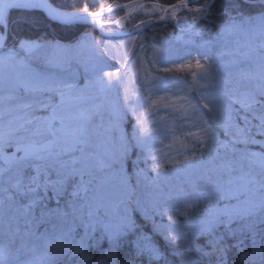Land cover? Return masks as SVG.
Returning a JSON list of instances; mask_svg holds the SVG:
<instances>
[{"label":"snow or ice","instance_id":"snow-or-ice-1","mask_svg":"<svg viewBox=\"0 0 264 264\" xmlns=\"http://www.w3.org/2000/svg\"><path fill=\"white\" fill-rule=\"evenodd\" d=\"M95 6L99 11L90 12L89 5H82V15L61 12L47 0H0V45H3L0 51L4 52L0 63L13 60L25 49L62 48L59 44H27L22 40L8 47L7 17L11 9L44 11L50 20L71 25L74 21L104 13L103 6ZM212 6L205 0L202 6L193 9L192 0H177L176 3L161 4L160 10L172 12V18H175L177 8L207 17ZM251 6L259 15L229 17L226 23L218 26L217 38L238 33L247 24L264 26V0H252ZM108 11L112 12V8ZM144 23L146 21L142 20L141 24ZM138 27L134 25V29ZM136 46L141 47L139 42ZM243 47L247 50L238 49L229 55L244 59L258 57L262 62L261 71L255 74L241 71L234 84L226 77L216 75L213 65H206L200 59L175 65L181 71L201 70L199 78L209 81L202 87L215 88L217 95L203 103L207 112L199 107L200 99L184 96L181 104L187 107L182 106L174 113L180 123L188 121L192 128L199 129L198 133L190 129L186 133L187 137H194L192 156H183V163L172 159V168L164 171H160L162 165L157 161L152 169L157 175L151 181L143 169L136 172L138 178L155 185L161 176H167L177 168H194L202 162L205 152L209 154L208 164L214 166L207 169L196 185L195 194L189 195L184 202L185 207L206 202L207 208L202 215L186 220L187 231L181 230L172 216H169L171 223L165 230L169 244L175 242L182 249L177 253L180 264H234L233 253L240 258L241 264H248L257 257L264 258V174L245 173L237 168L239 160L234 159L239 156L240 160H258L264 168V44L258 48L250 44ZM220 55L224 53L220 52ZM157 62L162 61L151 63ZM64 63L58 60L51 66L63 69ZM115 71L119 73L120 68L117 66ZM160 71L170 73L173 69L163 67ZM105 75L111 77L112 73ZM192 75L197 73L192 72ZM213 79L222 87L211 85ZM253 81L258 83L253 84ZM98 83L104 85L106 82L100 79ZM150 83L158 90H167L160 76ZM21 89L23 95L19 94ZM7 91L4 99L22 115L0 128V205L7 204L13 210L14 218L24 221L25 234H34L33 230L39 226L50 225V230L46 228L42 236L47 239L51 231L61 248L67 245V264H175L174 257L168 256L167 248L158 247L138 227L134 219L137 208H132V214L126 208L113 222L110 217L115 206L105 204L97 192L99 185L93 184L95 173L105 170L109 171L110 177H118L122 184L128 183L124 161L129 147L145 145L144 129L134 131L131 136L122 133L118 154L114 156L107 146V129L102 130V125L93 123L97 113L84 107L87 102L84 90L72 81L70 72L34 73L16 81ZM164 107L173 106L165 104ZM120 119L117 115L110 127L119 129ZM249 145L258 146L260 152L248 151ZM116 163L120 167L113 171ZM52 201L55 207L49 206ZM221 202H224L223 207ZM137 204L145 218H150L156 208L154 201H138ZM176 208L178 205L173 206V210ZM153 227L160 231L162 226L154 224ZM77 228L83 229L79 239L74 235ZM97 229L109 242L108 248L99 252L98 259L88 254V249L93 246L91 241L96 240V246H99V240L94 236ZM201 239L203 243L199 242ZM124 241L128 242L129 251L121 255ZM5 259L6 251L0 249V264H4Z\"/></svg>","mask_w":264,"mask_h":264},{"label":"rangeland","instance_id":"rangeland-1","mask_svg":"<svg viewBox=\"0 0 264 264\" xmlns=\"http://www.w3.org/2000/svg\"><path fill=\"white\" fill-rule=\"evenodd\" d=\"M160 1L152 0L142 6L121 10L100 19L88 20L97 25L99 31L88 25L84 27L90 28L99 36L91 30H86L70 43L50 40L51 38L48 37H41L37 41H24L27 44L45 42L49 45L59 44L62 48L32 49L31 51L25 49L13 60L0 63V128H4L16 117L22 115V112L15 109L12 103L4 99L8 94L9 86L34 73L70 72L72 81L84 90L83 95L87 98L84 107L97 113L93 117V123L102 125V130L107 129L105 132L107 146L114 156L118 154L122 133L131 136L134 131L144 129L145 145L129 147L128 156L124 161V172L129 177L126 185L122 184L118 177H110L108 170L95 173L96 179L93 184L99 185L98 195L103 198L105 204L115 206L110 218L115 222V217L123 214L126 208L129 214H132V208H137V213L134 215L137 223L153 234L164 235L171 223L169 216H172V219L181 226V230L187 231L188 229L184 226L186 220L195 219L203 214L207 208L206 202L189 207H185L184 202L189 195L195 194L196 185L207 169L214 166L208 164L210 157L205 152L202 162L196 167L177 168L170 171L167 176H161L155 185L136 176L137 170L143 169L145 176L151 181L157 175L156 171H152L157 161L162 165L160 171H164L172 168L170 163L172 159L183 163V156H192L194 137H187L186 133L189 129L193 133H198L199 129L192 128L188 121L180 123L179 117L174 113L182 106L187 107L186 104H181L184 96H195L200 99L199 107L203 112H207V109H203V103L210 102L217 95L215 88L202 87L209 84V81L199 78L201 70L184 69L181 71L176 69L175 65L200 59L206 65L212 64L216 75L224 76L234 84L241 71L253 74L260 72L262 62L255 56L244 59L238 55H229V53H236L238 49L246 51L247 49L243 46L247 44L257 48L264 44V26L257 23L247 24L242 31L218 39L220 24H213L210 27L206 24L198 26L197 24L206 17L179 8L175 11V18H172V12L160 10V5L164 4ZM242 1L252 5V0ZM204 2L205 0H192V8L200 7ZM207 2L212 4V0H207ZM125 3L126 1L116 0V3L114 1L113 6L110 7ZM13 10L17 9L10 11ZM130 14L131 16L126 18ZM234 15V13L228 14L225 21L227 22L229 17H235ZM257 15L259 12L250 16ZM194 16L197 18L194 19ZM142 20L153 24L162 23L164 28L169 26L168 32L170 33L167 32L160 38L150 36L152 31L150 34L144 32L148 26L146 23L128 32ZM172 27L176 29L175 32L171 31ZM204 34H208V38H202ZM137 42L141 45L139 49L136 46ZM220 52L224 55H220ZM3 55L4 52L0 51V56ZM58 60L65 62L63 69L51 66ZM153 60L162 62L153 64L151 63ZM233 60L236 62L230 63ZM117 66L120 68L119 73L115 71ZM163 67L172 68L173 71L164 73L160 71ZM109 72L112 73L111 77L105 75ZM192 72H196L197 75L193 76ZM156 76L163 78V85L167 86L166 91L163 88L158 90L152 86L150 82ZM100 79L106 83L99 84ZM210 83L222 87L215 79ZM252 83L256 84L258 81ZM19 94L23 95L22 89ZM165 104L173 107L166 109ZM117 115L121 118L119 129H113L110 123L116 121ZM238 147L242 148L243 145ZM248 151L260 152V148L256 145H249ZM178 152L180 155L177 154ZM153 157L156 158L155 161ZM234 159L239 160L237 168L242 169L243 172L256 176L264 174L260 161L240 160L239 156ZM119 167L120 164L116 163L113 171L118 170ZM138 201L155 202L156 208L150 218H145L139 211ZM52 203L51 207H55V202L52 201ZM223 203H220L221 207ZM174 205H178V208L173 210ZM37 215H39V210H37ZM140 224L138 227L141 229ZM154 224L162 226L161 230L156 231ZM23 225H25L24 221L14 218L13 210L7 204L0 205V235L9 237L13 234L14 238H19L17 242L9 244L0 237V249L6 251L4 262L10 260L9 264H11L20 258L23 263L19 264H40L44 258L40 255L43 250L54 253L61 248L51 231L47 239L42 236L46 228L50 230V225H41L34 229V232L39 231L36 237L32 234L26 235L27 229L24 230V228L27 227ZM9 228H14L15 231L10 233ZM78 231H83V229L77 228L76 233ZM96 232L101 234L99 229ZM13 245L17 248L16 250ZM24 247L28 249L24 251ZM62 249L67 250V245H64ZM26 254H29V257L24 260Z\"/></svg>","mask_w":264,"mask_h":264},{"label":"trees","instance_id":"trees-1","mask_svg":"<svg viewBox=\"0 0 264 264\" xmlns=\"http://www.w3.org/2000/svg\"><path fill=\"white\" fill-rule=\"evenodd\" d=\"M54 6L61 8L67 11H76L83 12L82 5H89V11H97L98 7L95 5L99 4L100 6H107L111 2L115 0H49ZM120 1V0H118ZM128 1V0H122ZM177 0H161L160 2L164 4L175 3ZM212 8L209 11L208 16L205 20L199 22L197 25L201 26L206 24L207 26H213V24H224L226 21V17L230 13H234L235 17L239 15L250 16L258 12L254 7L249 4H245L242 0H212ZM8 33L9 40L8 45H12L17 40L23 41H37L39 38L48 37L50 40H55L58 42H73L77 39L82 33L86 30H91L90 28L84 27L82 25L75 26H62L56 23H53L46 19L43 13L39 11L33 10H13L8 14ZM187 20L189 18L187 17ZM183 26V25H182ZM151 27V28H150ZM149 28L145 29V33H149L152 31L150 36L160 38L162 35H166L169 31V26L164 28V25L161 24H153ZM179 27H180V18H179ZM197 28V27H196ZM152 29V30H151ZM175 28H171L172 32H175ZM94 34L95 31L91 30ZM170 33V32H168ZM97 35V34H96ZM202 38H208V34H204L201 36ZM137 221V220H136ZM144 229V233L152 238V240L157 244L158 247L167 248V254L170 258L174 257L175 264H180V257L177 254L181 249L179 244L175 242L169 244L168 240L165 239L164 235L160 233L153 234L149 232L148 229ZM223 229L221 228L220 231ZM83 231H78L75 234L76 239H79V235H81ZM94 236L99 240V246H96V240L91 241L92 247L88 249V254L99 258V252L101 250H106L109 246V242L107 239L102 238L101 234L95 232ZM201 242V240L199 241ZM202 243V242H201ZM129 251L128 242L124 241L121 247V255H126ZM66 254L61 256L60 261L57 264H67V260L65 259ZM232 259L234 264H241L240 258L232 254ZM257 259V258H256ZM249 260L248 264H261L264 263L262 260L264 258H259L258 260Z\"/></svg>","mask_w":264,"mask_h":264},{"label":"water","instance_id":"water-1","mask_svg":"<svg viewBox=\"0 0 264 264\" xmlns=\"http://www.w3.org/2000/svg\"><path fill=\"white\" fill-rule=\"evenodd\" d=\"M150 1H152V0H132L131 2H127V3H125V4H115L114 7H111V8H112V12H109V11H108V8L110 7V6H109V7L105 8L104 13H102L100 16L95 17V18L89 17L87 20H78V21H74L71 25H83V26L88 25V26H91L92 28H95V29H97V30L99 31L98 26L95 25V24L92 23V22H89L88 20L100 19V18H102V17H104L105 15H108V14H110V13L118 12V11H121V10H126V9H129V8H135V7H138V6H142V5H144V4H146V3L150 2ZM47 2H48V1H47ZM48 3H49V2H48ZM111 6H113V5H111ZM59 11H60V10H59ZM40 12H42V13L44 14V16L47 18V20H49V21H51V22H53V23H56V24H59V25H62V26H70V25H65V24H63V23H61V22H59V21H52V20H50V19L47 17L46 12H44V11H40ZM61 12H64V11H61ZM64 13L71 14V13H69V12H64ZM73 13H76V12H73ZM79 13H80V12H79ZM80 14L83 15V12L80 13ZM130 15H131V14H130ZM128 16H129V15H128ZM156 22H157V21H156ZM138 25H139V24H138ZM133 29H134V28H131L130 30H128V32L131 31V30H133Z\"/></svg>","mask_w":264,"mask_h":264}]
</instances>
